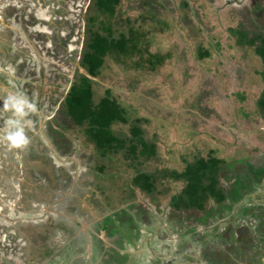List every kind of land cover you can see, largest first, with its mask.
Instances as JSON below:
<instances>
[{
  "label": "rangeland",
  "instance_id": "obj_1",
  "mask_svg": "<svg viewBox=\"0 0 264 264\" xmlns=\"http://www.w3.org/2000/svg\"><path fill=\"white\" fill-rule=\"evenodd\" d=\"M30 1L31 5L25 7L24 12H17L16 17L21 22H17L15 27L23 29L24 34H27L38 26L49 25L48 22L52 19L54 25L61 27L57 39L59 36L65 38V41L54 43V49L50 51L45 49L43 56L27 45L23 36H16L14 47L9 51L11 57L14 55L13 60L22 61L15 65V71L19 72L24 62L26 72L32 73L28 75L39 77L34 82L35 87L30 86L32 81H26L27 78L22 75L15 80L8 78L7 82L11 84L5 85L13 92L11 96L21 95L35 105V112H28L21 123L28 122V127L32 129L29 144L27 143L29 150L36 149L44 153L45 163L39 166L42 174L47 177L54 175L58 183V176H62V186L56 190L65 189L71 184L83 190L88 186L94 188L93 197L99 209L103 208V214L114 211L122 214L123 211H120L125 209L133 215L132 212L135 211L130 207L132 202L148 205L150 210L158 211L155 215L164 219L152 221L153 227L165 230L163 224L166 223L171 226L168 229H172L173 240H170V233L165 232L169 234L171 247H163L164 250L161 251L172 256L175 254V257L177 252L182 254L188 251V254H193L196 247H205L212 239L210 237L215 236L212 242L216 244L221 238L207 235L211 230L206 234L197 223L201 222L204 215L222 218L220 212L224 209L230 212L231 205L228 208L221 207L214 199H210L204 210L175 208L172 197L183 190L186 182L164 178V171H182L188 162L199 156L215 155L225 161L219 180L228 195L227 201L231 204L239 201L238 216L240 217L241 211V215L248 220L249 217L244 214L246 206H259L252 198V192L259 190V194L263 193L260 190L263 186L260 178H255L256 183L260 182L259 188L251 185L250 188L247 187L245 180L255 170L262 166L264 168V116L258 106V100L264 93V63L255 53V47L241 46L238 43V36L232 33L231 28H244L251 36L264 32V0H122L112 24L124 29L135 25L144 34L142 38L148 42L149 52L159 53L165 56V60L152 70L150 63L142 59V55L145 59L148 58V50L143 54L136 52L133 57L117 63L108 58L107 67H104L95 81L99 83L97 89L101 92L111 87L114 95L127 108L130 122L117 124L115 129L131 134L136 118L143 119L139 125L143 128L145 137L157 147L156 154L149 160H131L125 157L124 151L102 157L86 141L83 129L73 122L62 125V131L57 134L55 130L46 129L39 124L37 110L50 115L42 123L51 120L54 126H59L54 119H49L57 114L50 109V105H58L63 100L69 80L72 81L77 76L74 70H67L68 67L75 66L71 62L80 60L85 45V16L90 0H40L41 5L38 1ZM5 3L8 0H0V10L1 4ZM13 4L21 6L24 1L13 0ZM40 10L41 15L38 13ZM255 10L258 11L256 14ZM75 33L78 35L77 54L64 49ZM51 36L54 37V33ZM11 44L8 46H12ZM206 49L210 55L201 57L200 50ZM48 54H57V57L48 59ZM70 56L73 57L72 60ZM43 57L46 60L61 61L64 65H41L42 70H37L39 66L36 60H43ZM61 73L66 78L59 77ZM2 78L6 82V77ZM4 90L5 88L1 93L4 94L5 102L10 95ZM3 117L16 119L13 111H5L1 103L0 120ZM0 129L6 131V125L0 126ZM3 136L4 134L0 138ZM45 138L49 144L45 142ZM22 148L9 147L7 142L0 141V169L6 175L0 174V264H29L27 257L22 255L25 233H28V227H32L30 222L40 220L35 219L36 214L26 215L20 209L10 207L17 204L14 198H20L19 192L22 191L18 183L13 182L14 176L22 177L18 169L25 171L24 164L17 161L24 155L21 153ZM47 151H51L52 155L46 156ZM101 164L105 165L104 171L100 169ZM137 169L157 173L158 191L148 194L133 185ZM237 180L244 184L241 181L236 183ZM235 183L245 188L249 197L242 199L241 190L239 197H236L238 192ZM40 190L43 191L42 188ZM33 197L37 206L41 207L45 203L40 195ZM172 208L176 219L165 220ZM78 212L82 213L81 210ZM139 218L140 224L145 222L143 217ZM183 220L187 225H180L179 222ZM139 227H134L130 221L122 226L120 233L135 235ZM180 228L188 229L191 240H187ZM232 232L223 235L233 236ZM143 237L147 235L140 238ZM259 237L262 240L263 235L260 234ZM164 239L163 242L166 243L167 238ZM154 240L155 238H150L149 242L154 244ZM251 242L254 245V241ZM195 252L198 255L203 249ZM194 257L195 254L192 258ZM34 261L35 256L30 263Z\"/></svg>",
  "mask_w": 264,
  "mask_h": 264
},
{
  "label": "trees",
  "instance_id": "obj_2",
  "mask_svg": "<svg viewBox=\"0 0 264 264\" xmlns=\"http://www.w3.org/2000/svg\"><path fill=\"white\" fill-rule=\"evenodd\" d=\"M121 3L122 0H91L88 7L85 16V45L80 64L95 77L100 76L104 67H107L108 58L117 63L133 57L136 52L143 54L148 50V58L145 59L142 55V59L150 63L152 70L165 60V56L149 52V44L142 38L144 34L140 33L135 25L124 29L116 28L112 24V19L116 17ZM256 12L258 11L255 10L254 13ZM231 31L238 36V43L241 46L255 47V53L264 63V32L251 36L244 28H231ZM143 44H145L144 48ZM200 55L207 57L210 53L207 49L200 50ZM97 85H99L97 81L78 70V76L64 98V109L69 123L73 122L83 129L86 141L93 145L102 157L124 151L125 157L131 160L151 159L156 154L157 147L155 143L146 139L144 130L139 125L143 119L136 118L131 127V134L115 129L117 124L130 122L127 108L114 95L111 87L101 92L97 89ZM258 106L264 116V93L258 100ZM224 162V159L215 155L199 156L188 162L182 171H164V178L186 182L183 190L172 197L175 207L204 210L210 199L215 201L226 199L228 195L219 183ZM100 169L104 171L105 165L101 164ZM157 182V173L144 169H137L133 178V185L148 194L158 191Z\"/></svg>",
  "mask_w": 264,
  "mask_h": 264
},
{
  "label": "crops",
  "instance_id": "obj_3",
  "mask_svg": "<svg viewBox=\"0 0 264 264\" xmlns=\"http://www.w3.org/2000/svg\"><path fill=\"white\" fill-rule=\"evenodd\" d=\"M21 1H24V5L16 6L13 4V0H8V3H5L4 5L1 4L0 104L2 103L3 106L5 104V99L4 94L1 93V91L5 88L4 92H6L8 95H12L13 93L10 90L9 86L5 85V83L8 85L9 83L11 84V82H7L8 78L15 80L19 76H25L27 78L26 81H32L30 86L35 87L34 82H36L39 77L29 76L28 74L32 73H30L29 71L26 72V69L24 68V62L22 64L23 67L20 68L19 72L15 71V65H18V63L22 61L13 60L14 55L11 57L9 51V49H12L14 47L13 44L14 42H16V36L19 38L23 36L25 41L27 42L25 43L36 49L37 54L40 55V53H42L43 56L45 55V49H54V43H56L54 37L51 36V33H55V25L53 24L52 19L50 21L47 20V22L49 21V25L44 24L42 27L38 26L36 29H34V31L31 30L30 32H27V34H24L23 29L15 27L17 22H21L18 17H16V15H18L17 12H24L25 7L31 5L30 0ZM35 1H38L41 5L40 0ZM38 13L39 15H41V10L38 11ZM59 28V32H61V27ZM59 40L65 41V38L58 36L57 44H59ZM9 42L10 44L12 43V46H8L10 45ZM66 44L67 46H65L64 49L69 50L68 43ZM41 59L43 60H36V62L38 61L39 66L36 68L37 70L41 69V65H53L54 63L59 65L63 64L61 61L46 60L44 59V57ZM77 62L80 63V60H78ZM77 62H75L74 60L71 63H73L75 67H77ZM5 67H8L9 71L5 72ZM67 71L72 72L73 68L71 70L68 69ZM17 73L19 74L15 76ZM59 75V77L66 78V75H64V73H61ZM2 77H6V82ZM23 80H25V78ZM74 80L75 79H73L72 81L69 80L70 83L67 86L65 96L62 98L63 100L66 97ZM9 119L10 118L3 117V120H0V126L3 127V125L5 124L7 128V121ZM0 132H2V134H5V131L3 129H0ZM2 134L0 133V136ZM25 136L28 140L31 137V133L28 135L25 133ZM28 144H26L22 148L24 153L23 159H25L23 161L25 171L23 172L22 170L18 169L19 173L21 172L22 177H17L16 175L14 176L15 180L13 181L20 182V184L18 185L22 189V191H20V198L19 196L14 198V200L17 202V204H15V207L20 209L26 215L37 212L38 214H36L37 216L35 219L41 220L30 222V225L32 224V227H28V229L26 230L28 231V233H25L26 236L24 244L25 248L27 249L28 263H30L32 257L35 256L34 263L30 264H88L86 258H89L91 260L90 264H95L93 262L94 259L92 258V254L95 250V243L93 242V232H95L94 230L100 226V224L96 225L95 222L97 219H103L106 214L105 211V214L102 213L103 208L99 209V206L97 205V202L93 197V191L95 189L88 186L85 188V190H83L80 187L71 184L70 187L61 189L63 190V192L67 191L66 193H62L61 190H56L57 187L62 186V176H58V179L60 180V183H58V180L56 177H54V175L49 177L43 175L42 169L39 168V166L45 163L46 158H43L44 153H40L41 151L36 149L29 150ZM48 153L51 154L52 152L47 151L45 155L49 156ZM0 174L4 175L1 169ZM40 188H42L43 191H41ZM36 195H40V199H43V201L45 202L41 207L37 206L33 202V196ZM78 210H81L82 213L80 214ZM39 212H44V214H46L47 216L41 219L39 216ZM10 222L16 224L14 221ZM50 242L51 244H49Z\"/></svg>",
  "mask_w": 264,
  "mask_h": 264
},
{
  "label": "flooded vegetation",
  "instance_id": "obj_4",
  "mask_svg": "<svg viewBox=\"0 0 264 264\" xmlns=\"http://www.w3.org/2000/svg\"><path fill=\"white\" fill-rule=\"evenodd\" d=\"M59 31H60L59 26H56L55 24L54 27L55 40H57V35L60 33ZM76 33L73 35L71 34L73 38L71 42L68 43L69 51L70 52L74 51L75 54H77L76 49L78 45V41H77L78 37H76L78 35ZM50 50L51 49H49L48 51ZM48 57L52 59L54 57H57V54L53 56L48 54ZM72 58L73 57L70 56V60H72ZM72 68H75L73 70L75 74L78 76V68H76L75 66L69 67L70 70ZM4 71L5 72L9 71V68L5 67ZM36 100L38 102H41V100L39 99ZM50 106H51L50 109L54 110V112H56L57 114L49 119H54L55 123L58 124L59 126H54L51 120H48L46 123H42V121L46 120L47 117L50 115L47 114L48 112L45 111L43 112L40 110H39L40 112L37 110L39 117L38 122H40L39 124H42L46 129L55 130L57 134V132L62 131V125L66 126V124H68L70 121L65 113L64 100L59 102L58 105L51 104ZM48 123H50L51 125ZM24 131L27 135L30 134L32 131V129L28 127L27 123L24 125ZM44 140L46 143L49 144L47 138H45ZM21 153L24 154L23 152ZM49 155H52V153ZM23 158L24 155L20 156L17 160L18 163L20 161V164H23L22 162ZM24 160L25 159H23V161ZM61 161L62 163H64L63 159ZM262 167H260L258 170H255L254 174H250L246 176V180H245L246 182L245 184L249 188L250 185L259 188L260 185L259 183L262 181L263 186L262 188H260V190H263L262 191L263 193L259 194L258 193L259 190L252 192L253 193L252 198H254V200L256 201L255 202L257 203L256 205L259 206L257 207L254 204H248L246 206L244 214L249 217L248 220H246V218L241 215V211H240V217L238 216V207L240 205L239 201H236L233 204H231L230 201H227V198L222 201H215L219 205H221V207L223 206L228 208L231 205L230 212L228 209L222 210L220 212V215L223 216L222 218H217V217L212 218V217H207V215H204L203 218L201 219V222L197 223V225H199V227L202 230H204L206 234L211 230L207 235H217L221 238H219L216 244L212 242L215 236L210 237L212 239L208 241L205 247L202 248L198 247V249L196 247V249L192 251L193 254H195L194 258H192L193 254L191 253L188 254V251L182 254L177 252L176 257L175 254L174 256H172L168 253L162 252L161 250H164L163 247H168V248L171 247L168 238L169 234L165 233L166 231L170 233L171 235L170 240H173L172 229L171 230L168 229L171 226L169 224L164 223L163 225L166 227L165 230H160L158 227H153L152 221H156V222L157 220L164 221V219L160 217L158 214L155 215V213H157L158 211L150 210L148 205L147 206L141 204L139 205L136 202H132V205L130 207L135 211L132 212L133 215L135 216L131 214V211L127 212V210L123 209L120 211V212L123 211L122 214H119L118 212L114 211L113 213H106L103 219L96 220L95 224L96 225L100 224V226L94 230L95 232H93L94 233L93 242L95 243V247H94L95 250L92 254V258L94 259L93 262L95 264L96 263L98 264H264V173H261L264 172V168ZM255 178H260V182L256 183ZM238 181L241 180H237L236 183ZM17 183L20 184V182L18 181ZM219 183H220V187H222L221 180L219 181ZM236 183H235L236 192H238L236 194V197H239L240 190H241L240 197L242 199L249 197L247 190L242 186H238ZM180 208L187 209L184 206ZM115 212L118 214H116ZM174 212L175 211L172 208L171 214L167 213L168 217H166L165 220L176 219L175 217L176 213ZM33 214H37V212ZM224 215L226 216V218H224ZM39 216L41 219H43L47 215L44 214V212H39ZM139 217H143V219H145V222L140 224V221H138V219H140ZM234 217H236V220ZM130 221L134 227L140 226L137 229V234L135 235L123 234V233L121 234L120 229L122 228V226ZM179 223L182 226L187 225V222L185 220ZM207 226H210V228H208ZM180 229L183 230V235L188 238L187 240H191L192 237H190L188 229L186 228H180ZM190 229L191 228H189V230ZM231 231H233L232 233H234L233 236H231L230 234L226 236L223 235L224 233H230ZM254 234H256L257 236L255 237ZM260 234L261 236L263 235L262 240L259 239ZM142 235H147V237H143L141 239L140 237ZM138 238L140 239L137 240ZM150 238L152 239L155 238L154 244L153 242H149ZM164 238H167L166 243L163 242L165 240ZM251 241H254V245H252ZM201 249H203V252L196 255L195 250L201 251ZM185 254L188 255L186 256ZM22 255H24L25 257L28 256L27 249L25 248V244H24V254ZM18 256H21V254H18ZM86 259L88 264H90L91 260L89 258ZM26 261L28 262V259H26ZM163 261H165V263Z\"/></svg>",
  "mask_w": 264,
  "mask_h": 264
},
{
  "label": "clouds",
  "instance_id": "obj_5",
  "mask_svg": "<svg viewBox=\"0 0 264 264\" xmlns=\"http://www.w3.org/2000/svg\"><path fill=\"white\" fill-rule=\"evenodd\" d=\"M4 110H12L13 115L16 119H9L7 121V129L5 134L0 141L7 142L9 147L20 148L28 143L27 137L24 132V123H21L23 118L28 115V112H35V105L29 103L26 97L21 95L8 96L5 104ZM12 207H15L14 205Z\"/></svg>",
  "mask_w": 264,
  "mask_h": 264
},
{
  "label": "water",
  "instance_id": "obj_6",
  "mask_svg": "<svg viewBox=\"0 0 264 264\" xmlns=\"http://www.w3.org/2000/svg\"><path fill=\"white\" fill-rule=\"evenodd\" d=\"M77 67H78L79 72L84 73L85 75L89 76L90 78H92V79H94V80L97 79V77H95V76H93L92 74H90V73L88 72V70H87L86 68H84L79 62H77Z\"/></svg>",
  "mask_w": 264,
  "mask_h": 264
}]
</instances>
